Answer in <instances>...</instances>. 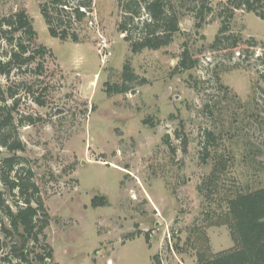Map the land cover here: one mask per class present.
I'll return each mask as SVG.
<instances>
[{
    "label": "rangeland",
    "instance_id": "1",
    "mask_svg": "<svg viewBox=\"0 0 264 264\" xmlns=\"http://www.w3.org/2000/svg\"><path fill=\"white\" fill-rule=\"evenodd\" d=\"M49 1L0 0V18L25 9L35 42L50 49L39 75L31 64L0 76L2 90L16 93L15 120L33 121L17 132L50 216L45 264H155V255L159 264H197L237 248L227 202L264 186V19L235 10L228 34L240 47L216 49L226 0H209L200 24L202 0L175 1L182 15L171 42L132 52L117 0H92L73 18L66 30L78 42L50 35L40 12ZM184 48L198 60L190 69L179 65ZM206 131L215 142L204 161Z\"/></svg>",
    "mask_w": 264,
    "mask_h": 264
},
{
    "label": "trees",
    "instance_id": "2",
    "mask_svg": "<svg viewBox=\"0 0 264 264\" xmlns=\"http://www.w3.org/2000/svg\"><path fill=\"white\" fill-rule=\"evenodd\" d=\"M175 1L180 3V8L185 7L186 0H117V7L126 13L124 20L118 23V31L125 33L124 40L129 42L132 52L144 48L158 49L171 42L173 35L180 30L179 19L182 15V9L181 12L175 9ZM91 2L79 0L75 6L70 5L68 0L43 3L40 12L50 35L66 40L69 36L66 28L72 27L73 18L80 20L85 16ZM263 4L264 0H226L219 10L222 20L212 47L216 48L229 40L232 42L230 48L240 47L241 40L228 34L235 10L243 9L264 19ZM48 7L55 11V16L48 12ZM80 7L85 11L80 10ZM211 11L209 0H202L197 9V23L200 24ZM60 14L66 15V22L60 20ZM36 37L32 19L25 9L0 18V48L2 43L9 47L0 53V76L9 77L15 66L26 71L31 64H34L36 74L42 72V58L50 53V49L37 44ZM69 37L78 42L76 34H70ZM255 43L253 38L247 40V44ZM188 53V49L184 48L180 55L179 65L183 69L194 67L198 61L197 58L192 60ZM258 59L264 64V58L257 56ZM127 69L124 66V78L129 73ZM259 80L264 83V70ZM128 89L116 88L115 91ZM15 95L9 87L2 90L0 84V254H3L0 260L6 264H45L52 258V249L45 242L44 232L50 216L29 159L23 155L25 146L17 132L19 125L33 121L29 116L15 120L13 112L18 104ZM8 99H13V102L7 104ZM40 99L34 97L39 105H43ZM214 142L213 132L206 131L201 150L205 155L202 156L204 161L210 155L208 147ZM227 207L235 222L239 246L197 264H264V186L237 194L228 200ZM38 249H47V252L43 254ZM153 259L155 264H159L156 255Z\"/></svg>",
    "mask_w": 264,
    "mask_h": 264
},
{
    "label": "built area",
    "instance_id": "3",
    "mask_svg": "<svg viewBox=\"0 0 264 264\" xmlns=\"http://www.w3.org/2000/svg\"><path fill=\"white\" fill-rule=\"evenodd\" d=\"M171 251H172V253H174L172 247H171ZM104 264H113V261H112L111 258H108V259L105 260Z\"/></svg>",
    "mask_w": 264,
    "mask_h": 264
}]
</instances>
